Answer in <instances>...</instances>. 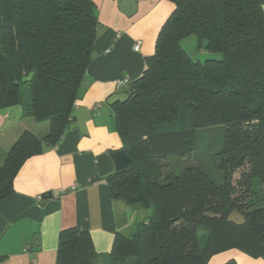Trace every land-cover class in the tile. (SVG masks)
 <instances>
[{
  "label": "trees",
  "instance_id": "trees-1",
  "mask_svg": "<svg viewBox=\"0 0 264 264\" xmlns=\"http://www.w3.org/2000/svg\"><path fill=\"white\" fill-rule=\"evenodd\" d=\"M169 1L142 74L126 99L110 104L122 139L110 152L111 196L153 215L130 236L117 233L107 255L95 252L88 232L61 230L56 264H207L231 249L264 254V0ZM97 25L91 0H0V111L17 106L48 125L43 137L22 131L7 150L0 202L24 162L58 144L72 123ZM189 36L204 61L182 49ZM215 126L226 130L220 183L194 165L163 174L164 159L188 155L196 131ZM232 211L243 225L227 222Z\"/></svg>",
  "mask_w": 264,
  "mask_h": 264
},
{
  "label": "crops",
  "instance_id": "crops-1",
  "mask_svg": "<svg viewBox=\"0 0 264 264\" xmlns=\"http://www.w3.org/2000/svg\"><path fill=\"white\" fill-rule=\"evenodd\" d=\"M91 1L98 20L95 50L73 107L72 123L58 144L43 145L40 154L24 162L13 192L0 202V264H56L59 232L70 227L88 232L95 252L107 255L115 235L132 228L128 206L112 198L105 180L115 169L110 152L122 146L110 104L120 99V79L132 82L142 74L144 58L153 53L173 4L169 0ZM137 41L141 44L135 51ZM11 109L0 111V165L22 131L37 137L48 131L47 123L22 117L18 107L15 113ZM231 260L264 264V254L252 258L231 249L212 256L207 264Z\"/></svg>",
  "mask_w": 264,
  "mask_h": 264
},
{
  "label": "rangeland",
  "instance_id": "rangeland-1",
  "mask_svg": "<svg viewBox=\"0 0 264 264\" xmlns=\"http://www.w3.org/2000/svg\"><path fill=\"white\" fill-rule=\"evenodd\" d=\"M182 49L188 54L193 61H204L206 56L197 49V39L195 36H189L181 40ZM120 99L127 98V88L121 87ZM28 88L24 89V97L28 99ZM11 111L15 113L17 106L11 107ZM19 108V107H18ZM31 118V117H30ZM29 121V120H26ZM225 128L222 126L206 127L196 131V147L191 153L184 157H170L161 162L163 174L182 172L188 166L194 165L201 168L215 182L220 183L222 173L219 170L218 153L222 147ZM122 209V208H121ZM153 215L151 208H143L134 211L130 207L127 210L128 220L131 219L132 228H127L124 235L130 236L136 229L141 228L144 221L149 220ZM123 234V233H122Z\"/></svg>",
  "mask_w": 264,
  "mask_h": 264
},
{
  "label": "water",
  "instance_id": "water-1",
  "mask_svg": "<svg viewBox=\"0 0 264 264\" xmlns=\"http://www.w3.org/2000/svg\"><path fill=\"white\" fill-rule=\"evenodd\" d=\"M227 222L233 223V224H235L237 226H241V225H243L245 223V219L237 211H232L227 216ZM34 239L38 240V237H35Z\"/></svg>",
  "mask_w": 264,
  "mask_h": 264
},
{
  "label": "built area",
  "instance_id": "built-area-1",
  "mask_svg": "<svg viewBox=\"0 0 264 264\" xmlns=\"http://www.w3.org/2000/svg\"><path fill=\"white\" fill-rule=\"evenodd\" d=\"M140 44H141V42H140V41H137V42L133 45V50L137 51V50L139 49V47H140ZM129 82H130L129 79H127V78L120 79V80L118 81V86L125 87V86H127V85L129 84Z\"/></svg>",
  "mask_w": 264,
  "mask_h": 264
}]
</instances>
